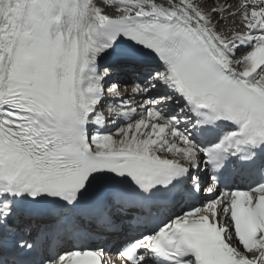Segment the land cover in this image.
<instances>
[{
	"label": "snow or ice",
	"instance_id": "obj_1",
	"mask_svg": "<svg viewBox=\"0 0 264 264\" xmlns=\"http://www.w3.org/2000/svg\"><path fill=\"white\" fill-rule=\"evenodd\" d=\"M0 264H264V0H0Z\"/></svg>",
	"mask_w": 264,
	"mask_h": 264
},
{
	"label": "bare ground",
	"instance_id": "obj_2",
	"mask_svg": "<svg viewBox=\"0 0 264 264\" xmlns=\"http://www.w3.org/2000/svg\"><path fill=\"white\" fill-rule=\"evenodd\" d=\"M234 2H232L231 0H230V2H232V3H235L236 2V0H233Z\"/></svg>",
	"mask_w": 264,
	"mask_h": 264
},
{
	"label": "rangeland",
	"instance_id": "obj_3",
	"mask_svg": "<svg viewBox=\"0 0 264 264\" xmlns=\"http://www.w3.org/2000/svg\"><path fill=\"white\" fill-rule=\"evenodd\" d=\"M232 2H234L233 0H231Z\"/></svg>",
	"mask_w": 264,
	"mask_h": 264
}]
</instances>
